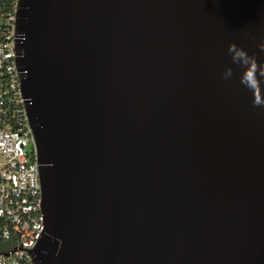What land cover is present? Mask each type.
<instances>
[{"label":"water","instance_id":"1","mask_svg":"<svg viewBox=\"0 0 264 264\" xmlns=\"http://www.w3.org/2000/svg\"><path fill=\"white\" fill-rule=\"evenodd\" d=\"M16 28L33 264H264V107L228 53L264 63V0H19Z\"/></svg>","mask_w":264,"mask_h":264},{"label":"built area","instance_id":"2","mask_svg":"<svg viewBox=\"0 0 264 264\" xmlns=\"http://www.w3.org/2000/svg\"><path fill=\"white\" fill-rule=\"evenodd\" d=\"M19 0H0V264H33L44 234L37 147L17 66Z\"/></svg>","mask_w":264,"mask_h":264},{"label":"clouds","instance_id":"3","mask_svg":"<svg viewBox=\"0 0 264 264\" xmlns=\"http://www.w3.org/2000/svg\"><path fill=\"white\" fill-rule=\"evenodd\" d=\"M258 47L261 52H264V42H261ZM228 53L234 64L244 68L240 82L252 92L253 107H264V91L261 88V81L264 79V63H258L255 56H250L246 50L235 43L228 46ZM232 75L233 70L229 67L225 69L222 78L228 80Z\"/></svg>","mask_w":264,"mask_h":264}]
</instances>
